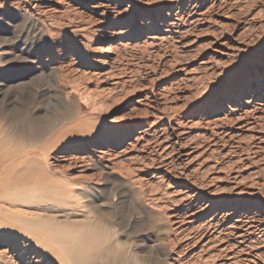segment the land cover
Segmentation results:
<instances>
[{"label":"rangeland","instance_id":"374dc122","mask_svg":"<svg viewBox=\"0 0 264 264\" xmlns=\"http://www.w3.org/2000/svg\"><path fill=\"white\" fill-rule=\"evenodd\" d=\"M72 262L264 264V0H0V264Z\"/></svg>","mask_w":264,"mask_h":264},{"label":"bare ground","instance_id":"6f19581e","mask_svg":"<svg viewBox=\"0 0 264 264\" xmlns=\"http://www.w3.org/2000/svg\"><path fill=\"white\" fill-rule=\"evenodd\" d=\"M248 223V222H247ZM244 226V225H243ZM252 226V225H251ZM246 228V227H245ZM256 229V228H255ZM248 232H249V230H248ZM247 234V233H246ZM95 242V241H94ZM237 262V261H236ZM72 264H76L75 262H72Z\"/></svg>","mask_w":264,"mask_h":264}]
</instances>
